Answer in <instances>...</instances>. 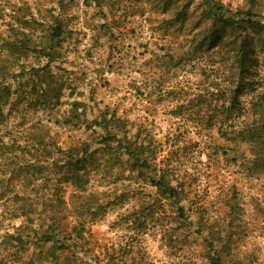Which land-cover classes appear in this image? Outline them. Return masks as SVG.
Instances as JSON below:
<instances>
[{
	"label": "rangeland",
	"instance_id": "374dc122",
	"mask_svg": "<svg viewBox=\"0 0 264 264\" xmlns=\"http://www.w3.org/2000/svg\"><path fill=\"white\" fill-rule=\"evenodd\" d=\"M216 2L0 0V264H264V0Z\"/></svg>",
	"mask_w": 264,
	"mask_h": 264
},
{
	"label": "trees",
	"instance_id": "16d2710c",
	"mask_svg": "<svg viewBox=\"0 0 264 264\" xmlns=\"http://www.w3.org/2000/svg\"><path fill=\"white\" fill-rule=\"evenodd\" d=\"M206 3H207V7H208L209 12L212 14V16L214 18L222 20V21L235 22V19H233L232 17H227L226 15H224V13L221 11L222 7L216 2V0H206ZM241 13H242V16L239 17L240 21H244L246 24H248V26H251V27L260 26V24H261L260 20L256 17L255 13H253L250 10L242 11ZM54 32H56V34L59 35L61 30L59 27H56L54 29ZM251 64L253 65V63L248 62L247 60L244 59V55H242L240 57V59H239V74H238L239 80H238V84L236 85L234 92L232 94V99L230 102L231 105L226 106V118H229V119L234 118L233 111L237 107L240 108V105L238 104V102H239L238 96H240V94L242 92H245V90L255 91L256 88L262 84L261 83V77L259 75L257 76L254 74L253 67ZM52 78H54V77H52ZM53 80H54V82L55 81L59 82V84L57 86H52V83H51L52 79H51V81H49V84H48L49 87H45V91H46L45 96L47 97L45 99V101H47L49 95H51V92H53L52 96L55 95V93L61 92V90L63 89V86L65 84V79L54 78ZM48 101H50V99ZM4 104H5V101L0 102V112L2 111ZM76 104H78V103L76 102ZM240 111L242 112L241 108H240ZM114 117H115V115H114ZM115 118H116V122H120V123L123 122V120L120 117H115ZM70 122L71 121H69L68 119H65L63 121L64 124H69ZM99 122H101L103 125L104 124L109 125V123H107L106 118L102 119V121H99ZM111 132H112L111 130H108L109 135H111ZM111 136H115V139H117L119 144L123 145V137H118L117 135H111ZM124 146H127L130 154L135 155L137 157V162H139L141 164L140 167H144L146 165H149L152 162L153 157L149 158V157H147V155H145V156L141 155L143 150L141 151L140 148L138 150L137 148H132L131 145H124ZM139 147H142V146L139 145ZM134 150H136L137 152H135ZM82 162H83V160L77 159L75 162L70 163L71 165L68 168H69V172H70V175L72 176V178H78L79 177V173H77V171H75V170L83 168L82 165H81V167H77V163L80 164ZM163 180H164V177L161 176L158 180L155 181V183L157 185L161 186L162 183L164 182ZM167 188L170 191V193H172L174 190V187L171 185L167 186ZM43 236L47 240H50L53 238L52 235H43ZM213 259H214V261L217 260L216 262H219V259H216V256Z\"/></svg>",
	"mask_w": 264,
	"mask_h": 264
}]
</instances>
